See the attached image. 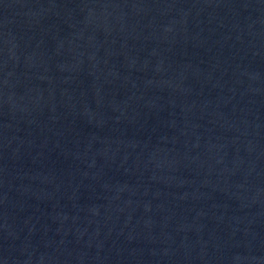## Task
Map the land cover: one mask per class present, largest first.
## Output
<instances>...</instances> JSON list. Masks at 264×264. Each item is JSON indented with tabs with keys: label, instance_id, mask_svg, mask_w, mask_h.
Instances as JSON below:
<instances>
[{
	"label": "water",
	"instance_id": "1",
	"mask_svg": "<svg viewBox=\"0 0 264 264\" xmlns=\"http://www.w3.org/2000/svg\"><path fill=\"white\" fill-rule=\"evenodd\" d=\"M0 264H264V0H0Z\"/></svg>",
	"mask_w": 264,
	"mask_h": 264
}]
</instances>
